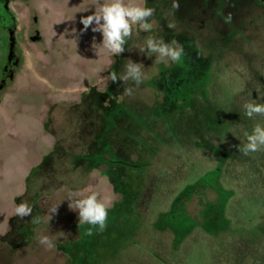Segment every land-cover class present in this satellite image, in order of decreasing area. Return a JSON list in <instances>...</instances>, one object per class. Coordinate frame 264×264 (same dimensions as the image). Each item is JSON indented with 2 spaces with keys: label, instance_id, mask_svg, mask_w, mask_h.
<instances>
[{
  "label": "rangeland",
  "instance_id": "obj_1",
  "mask_svg": "<svg viewBox=\"0 0 264 264\" xmlns=\"http://www.w3.org/2000/svg\"><path fill=\"white\" fill-rule=\"evenodd\" d=\"M136 2L156 9L153 28L135 26L119 56L93 49L100 33H81L94 0L11 4L21 63L0 91V264H264V152L236 147L264 125L242 110L264 102V0L230 23L205 13L189 24L168 0ZM33 26L40 43L28 39ZM148 36L190 56L157 63L137 49ZM9 54L0 20V80ZM127 59L143 64L138 87L102 82ZM210 173L224 191L186 190ZM85 189L111 204L106 229L91 236L63 200ZM23 200L33 213L21 220ZM58 232L54 250L38 243Z\"/></svg>",
  "mask_w": 264,
  "mask_h": 264
},
{
  "label": "clouds",
  "instance_id": "obj_2",
  "mask_svg": "<svg viewBox=\"0 0 264 264\" xmlns=\"http://www.w3.org/2000/svg\"><path fill=\"white\" fill-rule=\"evenodd\" d=\"M95 11L91 15L83 16L80 23L83 25L81 33L87 32L89 28L93 33L102 35V43L97 45L93 38L92 47L96 51L99 48L106 50L112 56H119L124 53L128 41L132 38L133 29L138 26L144 32H151L153 25L150 22L156 9L147 7L143 3H137L136 0H94ZM180 7L179 0H172V9L177 11ZM231 14L224 18L225 23H230ZM175 24H169L168 28H175ZM75 31V30H74ZM141 54L147 53L149 56L155 54L156 62H165L170 60L178 63L184 56L183 46L177 40H171L166 43L163 38L148 36L143 46H137ZM128 51L132 49L127 48ZM122 71H111L108 76L102 78V82L108 84L109 81L116 83L122 81L127 84L129 81L135 83L138 87L144 79L143 64L127 59L122 67ZM124 94L131 96L133 88L124 89ZM243 114L248 119L255 117H264V102L256 100L246 101L242 105ZM246 142L236 146L238 151L244 156L257 152H264V125L256 123L250 132H245ZM68 201V209L78 213V226L89 225L87 235H93V229L103 232L107 227L109 209L111 204L106 202L100 191L88 192L85 190H69L63 200ZM51 204L47 207V219L50 222L54 215L58 213V208L63 201ZM33 208L26 201L15 204L14 216L21 220L30 216ZM33 223L39 224V218H33ZM63 232L49 236L40 234L38 243L46 250L51 251L56 247L55 241Z\"/></svg>",
  "mask_w": 264,
  "mask_h": 264
},
{
  "label": "flooded vegetation",
  "instance_id": "obj_3",
  "mask_svg": "<svg viewBox=\"0 0 264 264\" xmlns=\"http://www.w3.org/2000/svg\"><path fill=\"white\" fill-rule=\"evenodd\" d=\"M16 1H27V0H0V20L7 26L10 38L11 36L15 39V54L10 61L7 59L5 64L6 72L5 78L0 80V91L5 88L8 80L14 78V71L20 66L21 57L19 56V44L17 40L18 24L14 13L11 10V4ZM153 0H149L151 3ZM255 0H179L180 7L177 11L179 18L184 19V22H192L196 16L202 17L205 13L220 14L222 18H225L223 14H231L238 20L247 15L254 4ZM168 4L172 8V0H168ZM35 23L38 22V18H34ZM28 33V39L34 43H40L42 36L40 34L39 27L33 26ZM175 35V34H173ZM38 36L40 39L35 41L34 38ZM172 40V38H169ZM190 47L184 48V56H190Z\"/></svg>",
  "mask_w": 264,
  "mask_h": 264
},
{
  "label": "trees",
  "instance_id": "obj_4",
  "mask_svg": "<svg viewBox=\"0 0 264 264\" xmlns=\"http://www.w3.org/2000/svg\"><path fill=\"white\" fill-rule=\"evenodd\" d=\"M216 179H217V177L214 173L204 175V176L200 177L199 179H197L194 183H190L186 190H188L190 194H193L194 192H197V191L199 192L200 188L201 189L212 188V189H217V190L219 189L220 191H222L223 189L220 188L219 185L214 184ZM184 211H185V209H184Z\"/></svg>",
  "mask_w": 264,
  "mask_h": 264
},
{
  "label": "water",
  "instance_id": "obj_5",
  "mask_svg": "<svg viewBox=\"0 0 264 264\" xmlns=\"http://www.w3.org/2000/svg\"><path fill=\"white\" fill-rule=\"evenodd\" d=\"M40 38L38 36H36L34 38L35 41H38ZM15 54V39L13 38V36H11V46H10V54H9V61L10 59L13 58Z\"/></svg>",
  "mask_w": 264,
  "mask_h": 264
}]
</instances>
